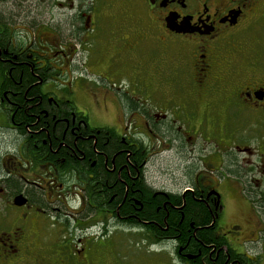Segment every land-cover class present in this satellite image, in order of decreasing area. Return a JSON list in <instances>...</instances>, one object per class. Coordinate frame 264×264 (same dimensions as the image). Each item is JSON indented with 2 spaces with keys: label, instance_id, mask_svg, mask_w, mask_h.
<instances>
[{
  "label": "flooded vegetation",
  "instance_id": "1",
  "mask_svg": "<svg viewBox=\"0 0 264 264\" xmlns=\"http://www.w3.org/2000/svg\"><path fill=\"white\" fill-rule=\"evenodd\" d=\"M137 1L0 0V264H264V0Z\"/></svg>",
  "mask_w": 264,
  "mask_h": 264
},
{
  "label": "rangeland",
  "instance_id": "2",
  "mask_svg": "<svg viewBox=\"0 0 264 264\" xmlns=\"http://www.w3.org/2000/svg\"><path fill=\"white\" fill-rule=\"evenodd\" d=\"M46 0H32V16L35 18H38L39 20H43L44 22H59L60 19H63L64 16L67 14L68 10L66 8H63L62 6H65L66 0H54L53 3V7L49 10H45L44 9V5L43 2ZM58 1V2H56ZM110 2V5L108 6V12L106 14L107 17L109 18H114L116 19L115 21H121L124 22L126 24L129 23H134V24H141L143 22V19H145V13H144V9L143 5L141 3H139V1L137 0H108ZM56 2V3H55ZM62 3L61 5H59L58 3ZM3 9V5H0V11ZM6 10V9H4ZM111 20V19H110ZM56 22V24H57ZM112 22V21H111ZM113 23H109V20H107L105 23L101 24V27L97 28L96 31L93 32V51H94V55L96 60L100 57L101 59H106L108 52H109V48L107 46V44L105 43L106 41V32H105V27H108L107 31L112 29ZM258 42V41H256ZM261 43H263L264 41H259ZM244 44L245 47L247 49V51H249L253 45H254V41L246 38L244 39ZM73 45L75 46V48L77 47L78 49H81V45H80V41H74ZM77 55L74 56V62L76 61L77 64H82L84 62V60H86V55H87V51H78V53H76ZM99 55V57H98ZM81 72V71H80ZM77 74V73H75ZM74 74V75H75ZM93 81L97 82L98 84H101L103 82V79H93ZM105 83V86L107 89H109L111 87L110 84L103 82V84ZM117 83L119 84V88H121L122 86H125V82L122 81L120 82V78H118ZM116 86V85H115ZM170 155H172L171 153L168 152H164L161 154V158L158 159H154L151 163H150V169H153L154 167V171L157 172V174L155 175L156 177H160V174L158 172V167L159 165L162 164H166L169 161V157ZM229 199V197H227V200ZM233 200V197L231 198ZM230 201V200H229ZM247 217L246 212L240 210L239 213L236 214H232L231 220H233V217L237 218H242V217ZM230 221V220H229ZM161 250V249H160ZM171 251V249H167L166 251L160 252L158 253V255L155 256L154 259H151L148 257H146L147 250L145 247H143L142 252L144 253L145 257L144 260L140 263V264H173L171 263V259L169 257L168 252ZM147 253V254H146ZM148 256V255H147ZM173 261V260H172ZM123 263H127V261H120L119 259H113L111 256H107L106 257V261H104L103 264H123ZM180 263L178 260L175 261L174 264H178Z\"/></svg>",
  "mask_w": 264,
  "mask_h": 264
},
{
  "label": "trees",
  "instance_id": "3",
  "mask_svg": "<svg viewBox=\"0 0 264 264\" xmlns=\"http://www.w3.org/2000/svg\"><path fill=\"white\" fill-rule=\"evenodd\" d=\"M201 210V208L199 207V211Z\"/></svg>",
  "mask_w": 264,
  "mask_h": 264
}]
</instances>
